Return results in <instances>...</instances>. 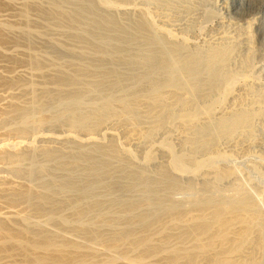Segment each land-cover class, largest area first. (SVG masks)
<instances>
[{
    "label": "bare ground",
    "instance_id": "bare-ground-1",
    "mask_svg": "<svg viewBox=\"0 0 264 264\" xmlns=\"http://www.w3.org/2000/svg\"><path fill=\"white\" fill-rule=\"evenodd\" d=\"M205 1L0 0V124L73 130L1 134L0 264H264L260 164L219 150L264 145L260 27L175 33Z\"/></svg>",
    "mask_w": 264,
    "mask_h": 264
},
{
    "label": "rangeland",
    "instance_id": "rangeland-1",
    "mask_svg": "<svg viewBox=\"0 0 264 264\" xmlns=\"http://www.w3.org/2000/svg\"><path fill=\"white\" fill-rule=\"evenodd\" d=\"M228 3L230 5V7H232L230 9V11H225L224 9H222L223 7L220 4L216 3L215 1H209V0L205 1V3L203 5H201L202 6V8H201L202 13H199V15H203V16L202 17L200 16L201 19H199L200 17L198 15L196 17V20H195V21L198 20L199 23L193 22L192 24L194 26L191 24V26L188 30H186L182 33L175 31V33H177L178 35L186 37L187 39H189L190 41H193L194 43L202 44L205 39H209L210 37L217 36L222 31H228L229 36H232L233 38H238L239 34L236 33V28L239 29V27L241 25L245 24L246 22H248V21L253 22L255 20L257 22L258 26L260 27V33H259V37L255 40V47H254V51H253L254 52L253 53L254 54L253 55L254 67L252 69L253 70V76L250 78V81L256 88H259V89L264 88V0H244L242 4H240L239 0H229ZM203 9H204V11H203ZM201 10H200V12H201ZM208 11H210V12L214 11L213 13L215 15L208 19L207 17L204 16L205 13ZM167 12H169V11H167ZM158 20H159V18H158ZM180 20L181 21H178V19H176V20L174 19V20L169 21V23H170V25H172L171 27L175 28V26H173V25H175V23H179V22L183 21L182 19H180ZM195 23L196 24L198 23V24L196 25ZM160 25L162 26L163 23H160ZM167 25H168V23L166 22L165 27L169 28ZM240 53H241V55H239L237 57L238 60L235 59L236 61L234 60L232 62V65L234 67H236V66L238 67L240 65V62H241L240 56H242L243 50H242V52H239V54ZM256 67H258V69ZM232 104H233V101L230 100L227 103V106H231ZM8 119L10 120L11 124L14 122L16 123V121L13 120L12 118L11 119L8 118ZM9 120L7 121V119L6 120L4 119L3 121H5V122H3V124H0L2 126V128H0L1 129L0 137H2L1 134L3 135V138H2L3 140L0 138V141L2 140L1 143H3L4 140H5L4 142H8V141L17 142L15 140H18V139L23 140V138H26L28 134L25 137L20 135L23 138H21L16 133H11V134L9 133L8 134L7 130L15 124L14 123L11 126V124L9 123ZM12 121H14V122H12ZM4 123H7L6 125L10 124V126L8 125L9 127L7 128V126H5ZM46 124H48V126L47 125L45 126V124H44V125H41V127L38 125L33 127V129H34L33 132L35 134L30 132V134L27 137V140L28 139L30 140V138H32V135H34L33 136V139H34L36 137V135H40V134L41 135H43V134L44 135L45 134L53 135V133H55V135H58V134L64 135L66 133L67 134L73 133V130L71 128L65 126V125L61 126V125L56 124L57 125V128H56L55 124L54 125L52 123H46ZM50 124L53 125V127ZM38 127H40V128H38ZM119 127H120V130H123V127L122 128H121V126H119ZM35 128H38V129L36 130ZM3 129H4V131H3ZM117 130H119V128ZM70 131H72V132H70ZM4 132L9 135V138H8V135L6 136ZM75 132H76V130L74 131V133ZM77 132H79V131H77ZM77 132L75 134L79 135V133H77ZM81 134L82 133H80V135ZM4 135H5V137H4ZM11 135L13 136L12 140H11ZM29 136H30V138H29ZM7 139H9V140H7ZM24 140H26V139H24ZM219 146H220L219 150H222L223 152L226 151L229 155H231L233 162L236 163L241 169L243 168L242 169L243 171H244V169H246V171L248 170V167H250L249 165H251L252 159H253V162H254V160H256L254 163H256V164L258 163L257 165L260 164V168H258V170H257L259 172L250 168L247 172H249L251 174H249L245 171L246 172L245 175H246V177L249 176L248 178H250V180L248 179L249 181H247V182H250L249 184L251 186L254 185L253 188H255L256 190L258 188L264 189V145L263 144L257 143L254 147H251V148L246 147V145H239V147H234V145H231L230 143L221 144ZM175 147L178 149L179 145H175ZM136 153H137V156L141 155V154H138L139 151ZM160 158H158V160ZM250 175L254 176V180L250 177ZM246 180H247V178H246ZM253 181H254V183H253ZM252 183H253V185H252ZM21 204H23V205L18 204V206L19 207L24 206V203H21Z\"/></svg>",
    "mask_w": 264,
    "mask_h": 264
}]
</instances>
